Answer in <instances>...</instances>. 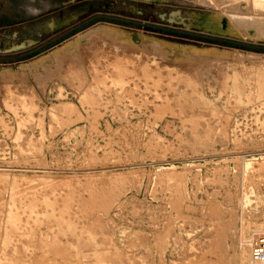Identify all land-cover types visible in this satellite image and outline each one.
<instances>
[{
  "label": "rangeland",
  "instance_id": "rangeland-1",
  "mask_svg": "<svg viewBox=\"0 0 264 264\" xmlns=\"http://www.w3.org/2000/svg\"><path fill=\"white\" fill-rule=\"evenodd\" d=\"M228 1L0 0V54L92 14L141 25L95 18L0 63V264H252L264 232V40L201 26L212 13L255 14ZM162 26L262 49L172 41Z\"/></svg>",
  "mask_w": 264,
  "mask_h": 264
},
{
  "label": "bare ground",
  "instance_id": "bare-ground-1",
  "mask_svg": "<svg viewBox=\"0 0 264 264\" xmlns=\"http://www.w3.org/2000/svg\"><path fill=\"white\" fill-rule=\"evenodd\" d=\"M202 1V0H201ZM206 1V0H205ZM217 3H215V5H220L221 7H228L229 1L225 0V1H219L216 0ZM232 3H234L235 5H233V7H231L233 10L235 9H239L237 8V3H239L238 0H230ZM242 1V0H241ZM248 1V4L250 6V9H252L255 14L254 15H249V14H243V12H239L238 14L235 15H231V14H227V16H224V14L217 12V13H212L210 15L205 16L200 24L202 27L209 29L210 31L214 32L215 34L217 32L224 34V35H230L232 37H241V38H245V39H251V40H264V0H246V2ZM208 2V1H207ZM211 2V1H210ZM220 2V3H219ZM245 2V1H244ZM213 3V1H212ZM226 3L227 6H226ZM203 4V2L201 3ZM208 4V3H206ZM214 4V3H213ZM231 4V3H230ZM210 5V4H209ZM231 6V5H230ZM241 6V5H240ZM206 7V6H205ZM248 8V7H247ZM228 9V8H227ZM250 9L248 10L250 12ZM242 10V9H241ZM240 10V11H241ZM229 11V10H228ZM243 11V10H242ZM247 11V12H248ZM246 12V9H245ZM244 12V13H245ZM248 12V13H249ZM177 16V15H176ZM51 26V24H50ZM188 26V25H187ZM103 27H109L108 25L103 26ZM110 28H108L107 30H109ZM203 29V28H202ZM35 32L37 34H41V31L35 30ZM3 34H6L7 36H13V34L10 33L9 30H6L3 32ZM131 34V33H130ZM134 37L138 38V37H143V35H141V33H136L134 34ZM133 38V37H131ZM143 39V38H142ZM153 43L155 45H165L168 48H172V49H177V47L173 44H166L165 42L162 41V43L160 41H155L152 40ZM29 42H33V40H29ZM126 45L128 47H130L131 49L135 50V44L132 41H128ZM124 45V47L126 46ZM16 45H14L13 47L15 48ZM153 46V45H152ZM161 49V47H159ZM178 49H183L184 51H188V52H194V53H199V52H203L206 48H195V47H181ZM214 51H217L219 54L222 55H235L236 54H246L248 55H254L252 53H244L241 52L240 50H225V49H220V48H212ZM207 50V49H206ZM157 51V50H156ZM208 51V50H207ZM163 52V51H162ZM205 53V52H204ZM55 54V52H54ZM128 54V53H127ZM121 55V54H119ZM117 57V56H116ZM249 57V56H248ZM46 59L47 57H41V59ZM124 58V57H123ZM118 59V58H117ZM129 59V58H128ZM127 59V60H128ZM122 60V59H121ZM135 60V59H134ZM116 61V60H115ZM122 62V61H121ZM136 62V61H134ZM34 64V62H33ZM35 65V64H34ZM121 65V64H120ZM125 65V62H124ZM126 66V65H125ZM131 67V66H130ZM129 67V68H130ZM133 67V66H132ZM134 68H136L134 66ZM144 69V68H142ZM3 72H6L8 74H10L12 72V69H2ZM140 71V70H139ZM142 72V71H141ZM131 74V73H130ZM162 74V73H161ZM166 74V73H165ZM163 75V74H162ZM135 78V77H134ZM146 78V76H145ZM147 79V78H146ZM184 79V78H183ZM182 79V80H183ZM165 80V79H164ZM149 81V80H148ZM188 81V80H187ZM144 82V81H143ZM170 82V80H169ZM171 84V83H170ZM196 84V83H195ZM183 86V85H182ZM108 91V90H107ZM156 91V90H155ZM262 164V163H261ZM259 169V168H258ZM170 173V172H169ZM168 175V174H167ZM169 178V177H168ZM174 179V178H173ZM177 180V179H176ZM166 184V183H165ZM179 187V186H178ZM173 195V194H172ZM181 198V197H180ZM173 207V206H172ZM174 210V209H173ZM180 213V212H179ZM262 229V228H261ZM259 231V230H257ZM256 231V232H257ZM261 232V231H260ZM254 233V232H253ZM256 235V234H255ZM249 237V236H248ZM251 239V236H250ZM248 248V247H247ZM246 249V248H245ZM248 250V249H247ZM27 259V258H26ZM25 259V260H26Z\"/></svg>",
  "mask_w": 264,
  "mask_h": 264
},
{
  "label": "trees",
  "instance_id": "trees-1",
  "mask_svg": "<svg viewBox=\"0 0 264 264\" xmlns=\"http://www.w3.org/2000/svg\"><path fill=\"white\" fill-rule=\"evenodd\" d=\"M95 18H100L103 21H108L111 23H116V24H121V25H127V26H131L134 28H138L141 25L139 23L133 22V21H124L121 20L119 18H115V17H110V16H95L94 14L92 15H88L87 17L81 19L78 23L74 24V25H70L67 28H64L58 32H56L54 35H52L51 37L47 38L46 40L36 44L35 46H33L31 49L22 51V52H18L15 54H0V63H15V61H20L23 58H26L28 56L33 55L34 52H38L48 46H52L53 44L57 43L60 39L70 35V33H73L75 31H77V28L79 27V25H85L87 26L88 24H91V20L95 19ZM145 27H149L147 25H145ZM157 35L159 37H164L167 38L169 40L172 41H177L174 40L172 37L170 36H182V37H191L194 41L199 42L200 40L206 43H210L213 45H226V46H230L233 48H241V49H262L259 47H252L250 45H247L245 43H241V42H233V41H229V40H223L220 38H214V37H210L207 35H203V34H195V33H190L188 31L185 30H177V29H172L166 26H162L161 28H155ZM179 42V40L177 41Z\"/></svg>",
  "mask_w": 264,
  "mask_h": 264
},
{
  "label": "built area",
  "instance_id": "built-area-1",
  "mask_svg": "<svg viewBox=\"0 0 264 264\" xmlns=\"http://www.w3.org/2000/svg\"><path fill=\"white\" fill-rule=\"evenodd\" d=\"M250 249L252 264H264V232L251 240Z\"/></svg>",
  "mask_w": 264,
  "mask_h": 264
},
{
  "label": "flooded vegetation",
  "instance_id": "flooded-vegetation-1",
  "mask_svg": "<svg viewBox=\"0 0 264 264\" xmlns=\"http://www.w3.org/2000/svg\"><path fill=\"white\" fill-rule=\"evenodd\" d=\"M36 43H38V42H36Z\"/></svg>",
  "mask_w": 264,
  "mask_h": 264
}]
</instances>
